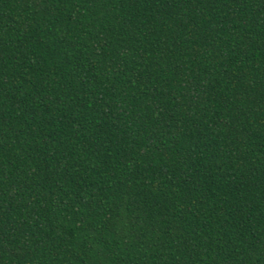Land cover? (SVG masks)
<instances>
[{
  "label": "trees",
  "instance_id": "obj_1",
  "mask_svg": "<svg viewBox=\"0 0 264 264\" xmlns=\"http://www.w3.org/2000/svg\"><path fill=\"white\" fill-rule=\"evenodd\" d=\"M0 264H264V0H0Z\"/></svg>",
  "mask_w": 264,
  "mask_h": 264
}]
</instances>
